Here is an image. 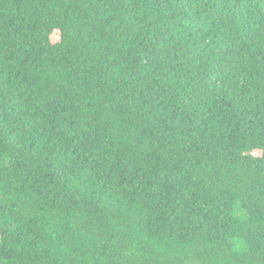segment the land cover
<instances>
[{
	"label": "trees",
	"instance_id": "obj_1",
	"mask_svg": "<svg viewBox=\"0 0 264 264\" xmlns=\"http://www.w3.org/2000/svg\"><path fill=\"white\" fill-rule=\"evenodd\" d=\"M0 264H264V0H0Z\"/></svg>",
	"mask_w": 264,
	"mask_h": 264
},
{
	"label": "rangeland",
	"instance_id": "obj_2",
	"mask_svg": "<svg viewBox=\"0 0 264 264\" xmlns=\"http://www.w3.org/2000/svg\"><path fill=\"white\" fill-rule=\"evenodd\" d=\"M249 247L247 246V245H242V247H241V249L243 250V251H245V250H247Z\"/></svg>",
	"mask_w": 264,
	"mask_h": 264
}]
</instances>
